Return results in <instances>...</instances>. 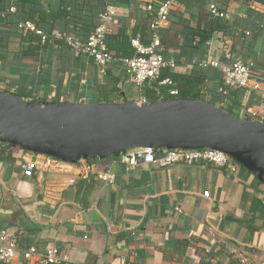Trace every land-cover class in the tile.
<instances>
[{"label": "crops", "instance_id": "obj_1", "mask_svg": "<svg viewBox=\"0 0 264 264\" xmlns=\"http://www.w3.org/2000/svg\"><path fill=\"white\" fill-rule=\"evenodd\" d=\"M16 1L2 5L0 36L7 52L0 61V95L41 107L130 106L147 99L150 85L139 89L122 64H110L102 74L91 57L63 42L25 41L17 23L35 17L46 34L72 33L86 41L100 15L115 7L110 49L121 57L133 53L132 36L151 43L147 6L153 0H112L119 6L107 0H24L19 7ZM12 4L17 14L9 13ZM212 5L224 19L211 15ZM161 37L164 57L177 64L171 70L205 75L206 104L264 131L261 96L245 101L244 91L235 90L224 97L220 70L200 67L213 60L224 64V45L231 44L234 57L253 65V79L264 88V0H178ZM38 154L0 135V233L7 230L22 250L57 248L64 258L59 264H239L235 253L264 264V182L230 156L226 167L178 163L133 170L122 164V153L95 156L65 161L63 172L32 180L29 167ZM84 162L111 169L116 183L77 179ZM40 259L27 262L20 252L10 264Z\"/></svg>", "mask_w": 264, "mask_h": 264}, {"label": "water", "instance_id": "obj_2", "mask_svg": "<svg viewBox=\"0 0 264 264\" xmlns=\"http://www.w3.org/2000/svg\"><path fill=\"white\" fill-rule=\"evenodd\" d=\"M0 135L64 161L145 147L211 148L264 182V131L202 101L41 107L0 95ZM37 176L34 171L32 180Z\"/></svg>", "mask_w": 264, "mask_h": 264}, {"label": "built area", "instance_id": "obj_3", "mask_svg": "<svg viewBox=\"0 0 264 264\" xmlns=\"http://www.w3.org/2000/svg\"><path fill=\"white\" fill-rule=\"evenodd\" d=\"M178 0H153L148 6L147 11L152 16L151 29L153 32L151 43L143 44L139 38L132 40V47L136 51L133 58H122L111 52L107 46V35L112 32L111 22L118 15V9L108 7L100 15V24L97 25L94 32L86 41H81L72 34L49 35L40 30L36 24L29 20L20 21L17 24L18 29L23 35L35 34L41 38L42 45L51 40L64 42L72 51L91 57L102 74L106 73L110 64H122L127 73L132 77L135 85L139 89H144L147 85L157 81L164 69L176 68L175 60L164 57V49L161 42L160 31L169 24L171 11ZM10 14L16 13V8L12 4L9 10ZM210 13L220 19L225 18V14L218 11L215 5L210 7ZM225 63L220 64L217 61H207L200 64L203 69L215 68L222 73L223 84L219 88V93L224 97L231 94L232 91L242 90L245 94V101L252 94H259L264 102V88L261 83L253 79V65L244 63L234 57L231 44H225L223 48ZM170 80H165L162 85H171ZM177 95V91L171 93ZM149 105L146 98H142L138 106ZM264 109V103L262 104ZM121 162L128 170H133L141 165H154L161 168H167L178 163L194 165L199 163H208L218 167L231 166L230 157L219 150L211 148L202 149H167L160 154L158 149L152 147L136 148L121 154ZM66 162L46 154H38L30 163V176L33 172L38 175L47 173L63 172ZM77 179L89 181L92 177L102 181L105 186H111L116 183V175L112 170L100 171L93 164L84 162L77 167ZM70 185L75 180H69ZM209 198V194H205ZM181 212L180 210H178ZM19 243L7 230L0 233V264H10L17 255L22 252L24 260L32 262L36 257H40L39 264H59L64 261L57 248L41 253L35 246L27 249H20ZM235 258L239 264H256L249 258L240 253H235Z\"/></svg>", "mask_w": 264, "mask_h": 264}, {"label": "trees", "instance_id": "obj_4", "mask_svg": "<svg viewBox=\"0 0 264 264\" xmlns=\"http://www.w3.org/2000/svg\"><path fill=\"white\" fill-rule=\"evenodd\" d=\"M3 3H4V0H0V25L2 24V21H3L2 16H1ZM107 3L109 5L112 4L115 6L116 5H118V6L122 5L120 2H113L112 0H107ZM19 4L24 6L25 1L23 0V3H20V0H17L15 2V6L19 7ZM16 14H17V12H16ZM19 15H21V13H19ZM23 20L24 21L29 20V21L33 22V21H35V17H29L28 19H22V21ZM19 22L20 21H18V23ZM151 23H152V16L150 15V28H149L150 29V39L152 38V35H153L152 29H151ZM113 32H114V30L112 29V32L107 35L106 41H107V46H108L109 50H111L110 49L111 48L110 47V40L115 38V35L113 34ZM20 33H21V31H20ZM55 34H57V33H55L53 31L49 35H55ZM61 34H64V32ZM70 34H72V33H70ZM21 35L24 37L25 41L37 40L41 44V38L34 35V34H27L25 36L21 33ZM160 35H161V31H160ZM134 38H139L141 41V37L139 35L138 36H132V37L128 38V41H129V44L131 47H132V40ZM60 42H62V41H60ZM161 42H162V37H161ZM162 45H163V43H162ZM5 47L6 46L4 45V40L0 36V61L2 59L1 55L3 53L7 52ZM132 49H133V53L121 55V57L122 58H133V57H135L136 51L133 47H132ZM106 74H108V72H106ZM204 77H205V75H202V74L200 75L199 73H195L191 77L181 76V75L176 74L173 70H171L169 68L164 69L161 73L160 78L157 81L152 82L150 84V86L147 88V90H146L147 100H148L149 104L162 102V101H169V100H173V99L189 100V101L195 100V101L206 102L204 100V98L202 97V92H201ZM165 80H170L172 82V84L171 85H162V82ZM173 91H177L176 96L171 95V93ZM97 157L98 156H96L95 158L97 159ZM90 161H92V160H90Z\"/></svg>", "mask_w": 264, "mask_h": 264}, {"label": "rangeland", "instance_id": "obj_5", "mask_svg": "<svg viewBox=\"0 0 264 264\" xmlns=\"http://www.w3.org/2000/svg\"><path fill=\"white\" fill-rule=\"evenodd\" d=\"M32 105H35V106H40V105H38V104H36V103H33Z\"/></svg>", "mask_w": 264, "mask_h": 264}]
</instances>
